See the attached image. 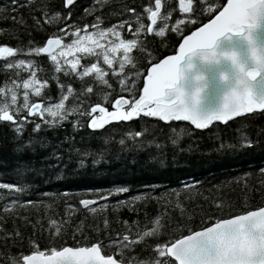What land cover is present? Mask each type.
Returning a JSON list of instances; mask_svg holds the SVG:
<instances>
[{"label": "snow or ice", "instance_id": "obj_1", "mask_svg": "<svg viewBox=\"0 0 264 264\" xmlns=\"http://www.w3.org/2000/svg\"><path fill=\"white\" fill-rule=\"evenodd\" d=\"M103 3L104 0H90V3L81 9L79 19L95 13L97 6H102ZM198 3L199 7L194 0H175V10L183 16L190 13L198 14L200 11L208 13L215 9L212 17L194 31H190V34L183 35L182 39H179L175 55L165 56L159 62H153L147 67V74L143 76V87L139 89L138 98L132 95L134 88L130 86L126 88L130 94L129 98L119 94V91L125 90L121 88L115 98L109 101L111 104L109 111L100 102L87 100L86 94L90 95L93 92L91 84L82 85L77 91L71 83L62 82L57 73H63L65 77L75 76L80 80L90 77L99 84L108 86L105 69L98 64V61H102L103 65L111 70V75L117 78L118 84L125 86L127 77L122 75L124 66L132 63L130 53L140 47L142 41L139 38L150 34L165 38L167 28L170 27L171 32L177 34L180 32V26L190 21L176 18L170 23L168 16L171 15L172 9L162 12V0H149L139 11L132 6L122 5L114 13L122 18L107 26L102 24L103 17L100 14L93 15L91 23H79L72 12L75 0H62L63 13L50 12L45 0H38L35 4L32 0H23L22 4H18V0H10L8 15L4 16V20L21 27L27 24V20H31L32 26L40 29L44 25L53 26L54 20L59 21L62 26L56 27L55 32L49 33L39 46H32L31 41L27 46L20 44L19 41L15 47L0 44V57L5 58L2 67L4 70H11L14 77H10L7 83L0 85V125L3 126L0 127V135L6 136L10 142L19 140V143L13 145V152L16 155L25 151L34 155L37 146L43 150L49 143L47 138L41 137L39 133L51 130L53 126H60L62 122L68 120L69 114L73 116L70 121L73 131L78 130V124L83 126L80 116L87 117L88 130L98 131L109 122H128L140 113L145 117H158L160 121H188L196 129H205L213 121L225 122L242 113L264 110V95L257 97L252 91L254 85L264 88V48L258 49L254 46L249 35L257 27L258 21L264 20V0H227L222 7L212 3L206 4V0H198ZM29 5H31V14L27 18L17 15L19 7ZM126 27L132 38H122L121 30ZM226 33L242 36L248 42V57L251 61L249 66L246 67L236 51L217 49L218 38ZM65 37L68 39L65 40ZM197 52L202 62L218 64L223 58L231 66L228 73L219 72L220 80L230 79L234 83L225 93L223 104L218 110L196 111L186 103L184 91L176 87L177 81L185 78V69L193 67L191 59ZM21 53L46 55L51 65V79L56 82L57 87L55 102H51L52 98L45 91L49 81L39 75L44 70L38 68L32 59L16 58ZM148 55L151 53L149 52ZM88 57L92 58L91 62L81 63L82 58ZM185 59L188 62L181 67L180 62ZM191 79L194 87L189 99L194 106L203 87L197 82L203 81L204 76L196 73ZM102 95L104 100H108V92H103ZM70 98L71 103H66ZM84 106H87L86 110ZM25 131L28 133L26 136ZM135 136L140 138L141 132L137 130ZM224 147L226 145L220 143L217 150ZM227 147L264 150V140L259 138L254 140L249 137ZM90 148L91 144L85 143L79 150L81 159L75 161L74 169H66L63 165L60 169L67 171L68 176L84 171L86 166L83 157L89 155ZM45 158L59 161L60 155L53 151L46 153L41 159ZM90 163L97 164L95 156ZM256 171L260 177H264V166ZM68 176H62L60 179H67ZM176 183L180 186L176 190V194L179 195L180 190L188 189L190 185H197L199 181L193 178L185 180L178 178ZM258 183L264 187V181ZM0 190H7L5 194H0V199L7 194H18L6 201L5 211L15 210L17 207L38 208L43 203L47 213L50 207L49 203H44L40 199H20L19 196L26 194L24 187L12 183H0ZM84 191L92 194L94 199L81 198L78 204L86 208L89 213H94L98 208L101 210L107 208L108 198L125 193L127 188L113 185L108 191L100 189ZM68 194L65 192V195ZM43 195L47 196V193ZM142 198L161 199L156 195L137 194L129 199H117L115 203L117 206H125L131 210L132 205ZM97 201L102 203L97 204ZM74 207V204L65 202V220L71 216ZM176 207L183 212L179 202ZM18 218L21 222L27 219L25 216ZM161 218L162 214L157 213L151 221V227L133 233L128 231V222L125 221L124 233L118 234L115 239H97L86 246L53 247L47 254L33 250L30 254L19 255L16 260L11 256L6 259L10 264H19L21 261L22 264H173V262L174 264H264V206L232 214L226 218H216L209 226L201 227L196 231L189 230L187 235L170 234V238L167 239L165 233L168 230L162 224ZM46 224L49 229H53L51 235L56 236L60 227L58 220L49 217ZM102 224L107 233L108 221L105 219ZM132 224H136V221H132ZM38 225L43 227L39 217L36 224L31 226L35 229ZM91 227L96 232L100 231L99 224H91ZM14 238H19V232L15 229L12 232H4L3 239L10 241ZM146 238H153L151 248L154 258H139L132 251L137 243L145 242ZM113 247L114 253L102 254L105 248ZM125 253L129 255L126 256ZM114 255H118L119 258H114Z\"/></svg>", "mask_w": 264, "mask_h": 264}, {"label": "trees", "instance_id": "obj_2", "mask_svg": "<svg viewBox=\"0 0 264 264\" xmlns=\"http://www.w3.org/2000/svg\"><path fill=\"white\" fill-rule=\"evenodd\" d=\"M45 2L50 12H64L62 0ZM148 2L149 0H104L102 6H97L95 13L79 19L81 9L88 5L90 0H75L72 12L79 23H91L93 15L100 14L103 17L102 24L107 26L122 18L114 14L122 5L132 6L139 11ZM225 2L226 0H206V4L212 3L217 7H222ZM9 3L10 0H0V44L15 47L19 41L27 46L31 41L32 46H39L49 33L62 26L55 20L53 26L44 25L42 29L32 26L31 20H27L23 27L12 24L4 20V16L8 15ZM22 3L23 0H18V4ZM32 3H38V0H32ZM194 3L199 7L198 0H194ZM168 9H172L171 15L168 16L170 23L176 18H184L190 22L180 26V32L177 34H173L170 27L167 28L165 38L155 37L154 34L140 37V47L130 53L132 63L124 66L122 75L127 77L125 86L118 84L117 78L111 75V70H107V66L102 62L100 63L105 69L108 86L99 84L90 77L80 80L75 76L65 77L63 73H57V76L64 83H71L77 91L82 85L91 84L93 92L86 94L90 102L109 106V101L115 98L121 88L125 90L119 91V94L129 97L130 94L126 90L129 86L135 90L132 95L138 98L147 67L167 55L174 54L179 39L205 23L215 12V9H212L208 13L200 11L198 14L181 16L175 10V0H162V12ZM30 14L31 5L18 8L17 15L27 18ZM126 29L127 27L124 30ZM127 34L131 36L129 31ZM66 38L68 37L64 39ZM125 38L129 37L125 35ZM149 52L151 55H148ZM16 58L32 59L38 68L44 70L39 75L49 81L45 91L52 98L51 102H55L57 87L56 82L51 79V65L46 55L21 53ZM4 60L5 58L0 57V85L7 83L10 77L14 78L11 70L3 69ZM91 61V57L81 59V63ZM20 74L24 75L22 72ZM103 92H108V100H104ZM66 103L70 104L71 98ZM86 107L84 106L85 110ZM72 119L73 116L69 114L68 120L60 126L41 131L39 135L46 137L49 143L43 150L37 146L34 155L27 151L16 155L13 145L19 143V140L10 142L6 136L0 135V183L24 187L26 194L19 196L22 200L40 199L50 204L47 213L43 203L38 208L28 206L27 209L17 207L15 210L5 211L6 201L18 194H7L0 199V264H10L6 259L8 256L16 260L19 255L29 254L33 250L48 252L53 247L86 246L97 239H115L118 234L124 233L125 221L128 222L130 233L146 229L151 227V221L157 213L162 214L161 222L168 230L165 233L167 239L170 234L186 235L189 230L195 231L207 226L216 218H226L264 205V187L258 183L264 181V177H260L256 171L264 166V150L227 147L249 137L264 140V110L243 113L225 122L213 121L205 129H196L188 121H160L158 117H145L140 113L128 122L109 123L98 131L88 130L87 117L80 116L83 126L78 124V130L73 131L70 124ZM137 130L141 132L140 138L135 136ZM27 134L25 131L24 135ZM64 137L69 139L64 140ZM89 137L92 138L89 140ZM85 143L91 144L89 155L83 157L86 169L68 176L67 171L61 170L60 166L74 169L75 161L81 159L79 150ZM220 143H224L226 147L217 150ZM71 149L76 151H70ZM53 151L59 153V161L54 158L41 159L46 153ZM93 156L97 159L95 165L90 163ZM62 176L68 178L62 180ZM178 178H193L199 181V184L190 185L188 189L180 190L177 195L176 190L180 187L176 183ZM113 185L125 186L127 191L119 196L109 197L107 208H98L96 212L89 213L78 204L81 198L94 199L92 194L84 191L85 189L108 191ZM165 189L167 191H164ZM6 192L7 190H0V194ZM65 192L69 194L65 195ZM44 193H47V196H44ZM137 194L156 195L161 199L142 198L132 205L131 210L115 203L117 199H129ZM65 202L75 205L67 220L64 219ZM177 202L182 206L183 212L177 209ZM95 206L94 204L93 207ZM19 216H25L26 221L21 222ZM38 217L43 227L38 225L33 229L31 225L36 224ZM49 217L57 219L60 223L56 236L51 235L53 229H49L46 224ZM105 219L108 221L107 233L102 224ZM134 220L136 224H132ZM91 224H99L100 231H94ZM14 229L19 232V238L10 241L3 239L5 231L12 232ZM152 241L153 238H146L145 242L137 243L133 253L139 258H154ZM114 252L113 247L105 248L103 253ZM114 256L119 258L118 255ZM19 264H22V261Z\"/></svg>", "mask_w": 264, "mask_h": 264}, {"label": "water", "instance_id": "obj_3", "mask_svg": "<svg viewBox=\"0 0 264 264\" xmlns=\"http://www.w3.org/2000/svg\"><path fill=\"white\" fill-rule=\"evenodd\" d=\"M249 35L252 37L254 46L258 49L264 48V20L258 21L257 27L254 28ZM248 47V42L245 41L242 36L233 33H226L217 40L218 50L236 51L240 59L245 62L246 67L251 64L250 58L248 57ZM187 62V59L182 60L180 62V66L183 67ZM191 62L193 67L191 69H185V78L177 81L176 87H179L184 91L186 103H188L189 107H194L196 111L208 112L220 109L223 104L225 93L229 91L232 83H234V81H230L228 83L219 81V72H229L228 68L231 67L229 62L221 58L218 64L205 63L199 59L198 52L192 57ZM196 73L203 74L204 80L197 82L198 84H202L203 87L198 94L196 104L193 106L189 97L194 87V82L191 77ZM252 91L254 96L258 97L260 95H264V88L254 85L252 87Z\"/></svg>", "mask_w": 264, "mask_h": 264}, {"label": "bare ground", "instance_id": "obj_4", "mask_svg": "<svg viewBox=\"0 0 264 264\" xmlns=\"http://www.w3.org/2000/svg\"><path fill=\"white\" fill-rule=\"evenodd\" d=\"M193 31H194V30H193ZM123 32H124V34H123L124 37H125V35L128 36L127 34H125V33H128V29H126V31L123 29ZM189 34H190V33H189ZM129 38H130V37H129ZM67 39H68V38H66L65 40H67ZM174 54H175V53H174ZM44 55H45V54H44ZM167 56H168V55H167ZM107 70H108V69H107ZM107 70H106V71H107ZM109 71H110V70H109ZM228 71H230V68H228ZM219 81H220V82H224V83H228V82H230L231 80H230V79H226V80H223V81H222V80L219 79ZM109 123H113V122H109ZM103 127H105V126H103ZM103 127H102V128H103ZM102 128H101V129H102Z\"/></svg>", "mask_w": 264, "mask_h": 264}, {"label": "rangeland", "instance_id": "obj_5", "mask_svg": "<svg viewBox=\"0 0 264 264\" xmlns=\"http://www.w3.org/2000/svg\"><path fill=\"white\" fill-rule=\"evenodd\" d=\"M184 19V18H183ZM123 30V29H122ZM125 34H127V33H125ZM128 35V34H127ZM131 35V34H130ZM128 37H130L131 38V36H129L128 35ZM122 38H123V36H122ZM100 62H102V61H100ZM201 156L200 157H202V154H200ZM205 155V154H204ZM117 169H120V168H117ZM129 171H127V173H128ZM130 175H131V173H129Z\"/></svg>", "mask_w": 264, "mask_h": 264}, {"label": "flooded vegetation", "instance_id": "obj_6", "mask_svg": "<svg viewBox=\"0 0 264 264\" xmlns=\"http://www.w3.org/2000/svg\"><path fill=\"white\" fill-rule=\"evenodd\" d=\"M121 32H122V36L124 37V35H123V34H124L123 30H121Z\"/></svg>", "mask_w": 264, "mask_h": 264}]
</instances>
